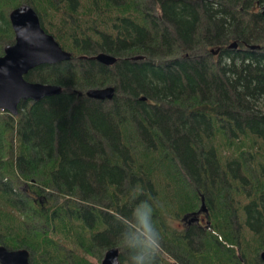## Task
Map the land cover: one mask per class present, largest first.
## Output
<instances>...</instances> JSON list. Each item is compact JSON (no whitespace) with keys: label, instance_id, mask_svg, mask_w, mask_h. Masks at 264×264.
I'll use <instances>...</instances> for the list:
<instances>
[{"label":"trees","instance_id":"1","mask_svg":"<svg viewBox=\"0 0 264 264\" xmlns=\"http://www.w3.org/2000/svg\"><path fill=\"white\" fill-rule=\"evenodd\" d=\"M263 1L0 0V55L21 4L72 55L24 75L59 94L0 109V244L30 264L118 247L128 264L120 234L147 200L157 264H263ZM98 52L117 61L81 57Z\"/></svg>","mask_w":264,"mask_h":264},{"label":"water","instance_id":"2","mask_svg":"<svg viewBox=\"0 0 264 264\" xmlns=\"http://www.w3.org/2000/svg\"><path fill=\"white\" fill-rule=\"evenodd\" d=\"M262 11L264 13V1ZM8 17L14 32V42L7 44L0 55V109L16 115L21 100L37 101L46 96L59 94L62 90L57 84L29 81L24 75L41 64L68 61L72 55L60 46L53 35L44 31L36 11L30 5L21 4L15 7L9 12ZM236 46L235 42L229 44V47ZM212 52L215 54L217 50ZM81 57H89L105 65H112L117 61L116 56L107 52ZM132 58L141 59L143 55ZM85 95L93 99L109 100L114 95V87L89 88ZM141 99L144 100L145 97L142 96ZM200 211L206 213L203 199ZM187 218L188 215L183 217L184 220ZM193 221L198 222V217L193 218ZM119 251L118 247L108 248L100 264H118ZM260 258L264 264V251L260 253ZM0 264H30L29 251L26 248L8 249L0 244Z\"/></svg>","mask_w":264,"mask_h":264},{"label":"clouds","instance_id":"3","mask_svg":"<svg viewBox=\"0 0 264 264\" xmlns=\"http://www.w3.org/2000/svg\"><path fill=\"white\" fill-rule=\"evenodd\" d=\"M134 231L124 226L120 244L128 254V264H157L161 253L162 236L154 220L152 204L143 200L131 213Z\"/></svg>","mask_w":264,"mask_h":264},{"label":"flooded vegetation","instance_id":"4","mask_svg":"<svg viewBox=\"0 0 264 264\" xmlns=\"http://www.w3.org/2000/svg\"><path fill=\"white\" fill-rule=\"evenodd\" d=\"M202 218H203V215H202V214H199V215H198V221H199V220H203ZM185 222L188 223V224H190V223H191V220L186 219ZM194 222H195V221H194ZM119 253H120V251H119Z\"/></svg>","mask_w":264,"mask_h":264},{"label":"rangeland","instance_id":"5","mask_svg":"<svg viewBox=\"0 0 264 264\" xmlns=\"http://www.w3.org/2000/svg\"><path fill=\"white\" fill-rule=\"evenodd\" d=\"M14 42V41H13ZM176 225V224H175ZM21 248H24V247H21ZM104 254V253H103ZM102 257H103V255H102ZM102 257H101V259H102ZM124 257H126V256H124ZM101 259H100V261H101ZM100 264V263H99Z\"/></svg>","mask_w":264,"mask_h":264},{"label":"bare ground","instance_id":"6","mask_svg":"<svg viewBox=\"0 0 264 264\" xmlns=\"http://www.w3.org/2000/svg\"><path fill=\"white\" fill-rule=\"evenodd\" d=\"M119 264V263H118Z\"/></svg>","mask_w":264,"mask_h":264}]
</instances>
